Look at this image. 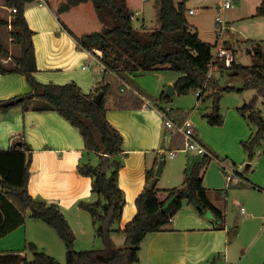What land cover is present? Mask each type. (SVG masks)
Here are the masks:
<instances>
[{
  "label": "trees",
  "instance_id": "obj_1",
  "mask_svg": "<svg viewBox=\"0 0 264 264\" xmlns=\"http://www.w3.org/2000/svg\"><path fill=\"white\" fill-rule=\"evenodd\" d=\"M34 0H4L7 8H14L10 23L0 18V25L11 26V43L20 48L18 56H10L8 49L0 44V59L11 57L12 64L0 61V74H19L24 77L29 92L0 100V113L20 109L24 114L28 104L38 100L33 111H53L76 128L83 139L84 152L96 157V163H79L76 171L91 180V194L97 198L93 202L79 201L77 207L87 212L91 219L95 236L102 241V248L75 250V233L56 204L36 201L29 194L28 182L32 152L23 138L14 141L7 150L0 149V238L25 223L26 218L39 220L50 227L65 248V260L58 262L54 257L40 251L33 243L26 242L23 251L32 253L29 259L20 252L0 253V264H138L142 240L148 234L169 230L172 218L184 205L191 206L199 216L211 215L215 229H225V214L208 199L202 183V174L212 158L204 154L193 157L183 171L182 186L169 189L157 188L156 167L164 155H159L152 167L145 171V183L135 199L136 214L122 229L113 226L120 222L125 195L118 185V175L122 168L123 136L107 120L106 98L110 94L115 109H140L145 96L132 80L140 72L170 70L179 74L173 83L175 93L184 95L190 90L200 89L198 98L210 100L208 111L201 118L210 126H222L224 116L220 111L223 92L241 91L253 88L262 97L264 105V41H253L247 50L253 58L250 66H243L233 58L234 50L226 42L223 48L230 51L231 61L218 60L217 71L240 75L243 87H221L212 74L207 77L208 64L216 44L199 38L191 30L187 20L188 0H158V27L139 31L133 27V12L127 0H64L59 12L70 7L91 2L97 19L102 24L99 31L76 36L65 27L75 40L76 47L90 52H102L101 62L105 67L102 78L93 91L84 94L74 83L63 85L38 82L33 73L37 70L32 42L33 31L24 16L25 6ZM233 4L238 0H230ZM255 17L264 16V0L255 9ZM216 25V24H215ZM252 42V41H247ZM113 80V81H112ZM121 83H120V82ZM116 82V84H113ZM102 93L99 103L93 97ZM237 107V113L253 125L255 130L249 138L241 142L247 156L252 158L256 146L264 144V116L256 108V97ZM170 96L162 92L152 102H170ZM178 120L185 119V113L178 111ZM172 115V114H171ZM173 148H179L176 138L171 140ZM174 149V150H175ZM169 152V151H168ZM160 192L165 194L159 199ZM28 213V215H27ZM112 233L124 235V245L116 247Z\"/></svg>",
  "mask_w": 264,
  "mask_h": 264
},
{
  "label": "crops",
  "instance_id": "obj_2",
  "mask_svg": "<svg viewBox=\"0 0 264 264\" xmlns=\"http://www.w3.org/2000/svg\"><path fill=\"white\" fill-rule=\"evenodd\" d=\"M63 1H33L25 6L24 16L29 28L33 31L32 42L37 68L33 75L42 84L63 85L68 82H74L84 94H89L93 91L95 76L92 69H83L82 67L89 66L92 63L91 56L87 51L76 47L75 40L65 27L76 36L87 33L86 31L76 32L69 20L70 12L76 9L82 10L84 6H86L91 15V24L98 29L94 31H99L102 28V24L99 20L96 21L94 19L90 8L92 6L91 2L70 7L65 12H59L58 6ZM129 1L127 0V6L133 12V21L135 16L140 11H143L144 3L142 1L141 4H136L133 8L129 5ZM177 1L175 0V2ZM260 1L238 0L235 7L227 9L222 6L221 0H188V3L186 2V16L196 15L194 7L211 8L218 4V11L233 9L229 14L232 15L234 20L244 19L253 15ZM191 10L193 13L190 14L189 11ZM217 17L220 16H216L215 21ZM97 22L100 24L99 28ZM189 24L191 30L196 32L199 38L205 42L217 45L219 40L222 42L223 33L220 37L216 36V39L210 41L200 35L197 24L190 22ZM16 50L18 52L16 56H18L20 48L17 46ZM9 53L13 57L11 51ZM11 57L1 58L0 61L6 64L8 61H12ZM224 73H227V71L220 73L221 76ZM142 74H146V72H140L132 78L145 87L146 85L143 84L141 79ZM178 76L175 80H167L166 85H173ZM163 86L158 85L154 89H149L146 86L148 90L147 88L145 89L151 91L150 93L153 95H160L165 88ZM29 90L30 88L27 86L23 76L19 74L3 76L0 74V100L25 94ZM196 97L197 103L195 107L192 108L191 112L185 113V118H188L194 129L200 132L203 143L210 145L222 156H232L233 158V154L239 156L240 150L237 144L247 139L251 134V130L245 124L243 118L229 108L224 114L225 119L222 126L209 127L200 119L201 111L199 112L198 108L201 101L199 102L200 99L197 95ZM36 102L38 100L31 101L27 105V112L24 114L20 109H12L9 115H6L13 118L14 122L10 126L4 122L0 123V144H6L5 150H7L11 147V143L19 138H23L26 141L32 152L28 182L29 194L36 201H43L47 204H56L58 206L74 231L76 242L77 230L75 229L80 228L88 232V226L92 227V222L89 223L88 220L84 222V215L81 209L77 207V203L79 201H95L93 200L95 195L90 192V178L79 175L76 171V166L79 163L88 161L95 164L96 158L94 155L84 152L83 139L78 130L56 112L33 111L32 107L36 105ZM158 109L161 108L158 106L125 110L107 108V120L123 136L124 155L121 158L123 166L119 171L118 185L124 192L125 206L122 210L118 229H122L135 216L136 207L134 202L143 189L145 171L152 167L155 158L162 151L158 150L162 136L166 142L167 135L163 130ZM185 110H189V108ZM174 118L178 119L177 115ZM210 130L216 131L217 135L209 134ZM19 131H22V135H18ZM13 138L14 140H11ZM156 153L157 156H155ZM149 165L151 166L149 167ZM179 166L180 163H177V167ZM166 169H169V167L164 163L162 175ZM184 169L185 165H181V168L173 171V174L169 171L168 180L173 179L175 182L179 181V183H182L184 180ZM206 171L207 167L202 174V183L206 189L207 197L216 208L226 211V200L223 201L220 195H216L211 190L223 186L222 175L217 173L216 184L209 185ZM242 177L249 182L250 188L258 196V200L256 201L251 195H248L250 198L240 204V215L243 219L250 221L264 219V210H262L260 205V202H262L261 192L263 194L264 190V158L258 160L257 170L253 174L247 176L248 178ZM215 201H222L223 207L220 208ZM40 222L39 220L26 218L25 223L21 225L23 226L24 244L26 242L33 243L40 251H46L45 253L50 256L54 257L53 253H57V259H60L59 253L62 252V242L54 231H52L54 233L50 231L52 230L50 227L42 222L44 226H47L43 227ZM168 228L169 230L145 236L140 244L138 264H233L229 259L232 255V250L236 248L235 246H237V250L239 248V251L245 253V258L246 254H250L249 249L251 247L247 248L245 245L239 244L237 233L230 235L231 232L227 224L225 229H215L211 215L199 216L189 205L182 207L172 218ZM17 229L0 238L2 240L0 242L3 244L2 247L0 244V252H20L28 257L26 252H21V249L19 250L14 246V241H20V231H16ZM229 237L233 238L231 243L229 242ZM253 241L252 239L251 243L254 244L256 240ZM41 247L44 250H41ZM244 260L241 264H243Z\"/></svg>",
  "mask_w": 264,
  "mask_h": 264
},
{
  "label": "rangeland",
  "instance_id": "obj_3",
  "mask_svg": "<svg viewBox=\"0 0 264 264\" xmlns=\"http://www.w3.org/2000/svg\"><path fill=\"white\" fill-rule=\"evenodd\" d=\"M142 1L144 3L143 11H140V13L136 15L135 18L133 19L132 21L133 27L139 31H142L144 29L151 30V29L158 27L159 25V22L157 20L158 8H159L158 0H130L129 5L134 8L136 4H141ZM224 2L225 0H221L222 6ZM0 5H4V0H0ZM217 5L218 4L214 5L211 8L194 7L196 11V15H187L189 22L197 24L199 26L198 30L200 32V35L203 36L204 38H208L207 40L212 41L216 39V34L214 32L216 28L215 18L216 16H220L222 21L225 24V30L223 31V34H222V42H226L228 45L232 46V49L234 50L233 58L237 63L243 66H250L253 63V58L249 54H247V50L251 49L253 45V41L255 42L264 41V16L255 17L254 16L255 12H254L251 17L234 20L232 15L229 14L233 11V9L225 10V11L223 10L218 11ZM236 5L237 3L235 2L234 4L232 3V6L234 7ZM90 8L93 13L94 19L98 21L96 14L94 12V9L92 10V6H90ZM0 18L1 19L6 18L5 10L0 9ZM91 19H92L91 15L89 11L86 9V6H84L82 10L76 9L69 13V20L76 32H82V31L93 32L94 30H98L97 27L95 28L91 24L92 23ZM97 24L99 28L100 26L99 22H97ZM11 31L12 29H9L7 26L0 25V44H2L4 48L8 49V51H11V55L16 56L18 54L16 50L17 46L11 43V39H10ZM247 41H252V42H247ZM222 44L224 45V43ZM222 44L220 42L218 46L220 45L222 46ZM215 48H213L212 50L213 52L215 51ZM11 64L12 62L8 61L5 65H11ZM92 71H93V75L95 76V84H94L95 86L97 82L101 80L102 74L97 73L94 70ZM211 74L215 78V80H217L218 85L221 87L233 86L238 89L243 87V78L240 75L230 76L229 73L227 72L221 76L220 72L217 71V69L213 70ZM10 75H13V74H10ZM178 75L179 74L177 72L170 71V70H157V71L146 72V74H142L141 79L143 81V84H145L149 89L150 88L154 89V87L158 85L163 86V84H165L163 86L165 87L163 92H166L167 87L169 86V85H166V81L175 80V78ZM133 81L136 83V85L142 90L143 94L145 95L143 96L144 100L148 101V103L151 106H155V107L158 106L161 109H164L165 107L171 109L170 115L172 114V116H176V113L179 114L178 111H183L184 113L188 111L191 112L192 108L195 107L197 103V97L195 94L200 92V89H198L196 91L190 90L184 95L173 94L170 96V100H169L170 102L162 101V102L156 103L155 105V103L152 102V98H157L159 94L153 95L150 93L151 91H147L148 88L146 86L143 87L137 81L135 80ZM113 84H116V82H114ZM145 88H147V90ZM256 93L257 91L253 88H247V89H243L241 91H235V92H223L221 95V99H220L221 113L224 116L225 112L229 108L232 109V111H235V113H237L236 108L241 106L243 103L245 102L247 103L248 101L253 99V97L257 95ZM255 101H256V108L260 111L261 115L264 116V105H263L262 97L257 95ZM210 103H211L210 100H206L204 102L201 101V104L198 108V111L199 112L201 111L200 112L201 120H203L201 118V114L208 111ZM38 104L39 102H36V105ZM201 105L203 106V108H207V109L204 110ZM106 106L107 108H114V101L110 94L107 95ZM188 108L189 110H185ZM9 113L10 111L5 114L0 113V123L4 122L6 123V125L10 126L14 122L13 118L6 116V115H9ZM224 119H225V116H224ZM1 120H6V121H1ZM203 121L209 127H220V126H210L207 124L205 120ZM243 121L249 127L251 132L255 130V127L247 123L246 120H244V118H243ZM162 126H163V121H162ZM163 130L166 132L167 137H166L164 149L159 153V155H164L166 166L169 167V169H166L163 175L161 171L160 176L157 177L158 179L157 188H162V189L168 188L169 189L173 187L182 186V183H179V181L175 182L173 179L168 180L169 171L173 174V171L177 170L178 168H181V165H185L186 167L193 157L200 156V155L182 151L181 150L183 146L182 139L176 138L175 145L176 144L180 145L179 148H176L179 150V152L177 153L176 157L169 158L168 151H172L175 148H173L174 144H172L171 142L172 137L170 136V133L166 131L165 129ZM196 133H197L198 139L201 141L204 147L208 151H210L212 155L215 157V158H212L211 161L206 166L207 167L206 175H207L209 185L216 184L217 173H220L222 175L223 186L218 187L217 189H211V190L216 195H220L221 198H223V201L226 200V203H225L226 211L224 209L222 211L225 214V223L230 229V232H231L230 235L237 233L239 244L245 245L247 248L251 247L249 249L250 254L249 255L246 254L247 256L245 258V255H244L245 253L239 251V248L237 250V246H235L236 248L232 250V255L230 256V259H229L230 262H232L233 264H241L243 259H245L243 264H264V219H255L253 221H250L247 219H243V217L239 213L240 206H241L240 204L244 203L243 201L246 200L247 198H250L248 195H251L256 201L258 200L257 194L254 192L252 188H250L251 185L249 186V182H247V180L243 178L242 176H245L246 178H248L247 176L253 174L257 170L258 160L264 158V144L260 143L258 146H256L253 157L249 158L247 156V153L244 152L241 146V142L247 140L249 138L248 137L247 139L242 140L237 144L240 150V154L239 156H236L233 154L234 156L233 158L232 156L220 155L210 145H206L205 143H203L200 137V132L196 130ZM216 133L217 132L214 130L209 131V134L211 135H217ZM162 139H163V136H162ZM162 139H161V142H162ZM11 140H14V138ZM161 142L159 143L158 150H160ZM13 143L14 142L11 143V146L13 145ZM0 149L5 150L6 144H0ZM155 156H157V153L155 154ZM177 163H180L179 167H177ZM246 165H249V167L247 168ZM150 166L151 165H149V167ZM221 166L232 167L237 177L242 182L227 184V181H226L225 175L223 174ZM224 194L226 195L223 196ZM261 195H262V202H260V205H261L262 210H264V195L262 194V192H261ZM164 196L165 194L163 192H160L158 195L159 199H162ZM96 198L97 197L95 196L93 200H96ZM215 202L216 204H219L220 208L223 207V204L221 203L222 201L221 202L215 201ZM81 212L84 215L83 216L84 222H86L87 220L89 221V223L92 222V219L87 212H84L82 210ZM40 224L43 225V227H47V226H44L42 222H40ZM118 225L119 223L115 224L113 228L118 229ZM19 227L20 228L17 227L18 229L16 228L17 229L16 231H20V241L19 240L14 241L15 242L14 246L15 248L19 250L21 249V252H26L28 254V258L31 259L32 253L29 251H23V245H24L23 226H19ZM92 227L88 226V229H89L88 232H85L84 230H81L80 228L75 229L77 230L76 231L77 240L75 242L76 243L75 250L80 251V250H90V249L102 248V241L101 239L95 236L94 229ZM50 231L52 232L53 230H50ZM111 239L116 247H122L124 245V235L121 233H112ZM232 239L231 237H229L230 243ZM252 239L254 241L256 240L254 244L251 243ZM252 244L253 246H251ZM2 245L3 244H1V247ZM61 247H62L61 248L62 252L59 253L60 259H57V256H58L57 253H53V254H54V257L56 256L55 258L58 262L63 263L65 260V248L62 243H61ZM42 249L43 248L41 247V250Z\"/></svg>",
  "mask_w": 264,
  "mask_h": 264
},
{
  "label": "built area",
  "instance_id": "obj_4",
  "mask_svg": "<svg viewBox=\"0 0 264 264\" xmlns=\"http://www.w3.org/2000/svg\"><path fill=\"white\" fill-rule=\"evenodd\" d=\"M34 1H42V0H34ZM224 8H232V2L230 0H225L223 4ZM0 9L6 11V20L8 23L11 22L12 20V14L16 11L14 8H7L5 5H0ZM189 13H193V11H189ZM215 33L217 37H220L223 31L225 30V24L221 20V17H217L215 21ZM9 29H11L10 24L7 25ZM221 41L219 40L218 43ZM222 44V42H221ZM216 47V48H215ZM215 51H212V58L208 64V72H207V77H209L212 73L213 70L217 69V61L225 58V64L229 65L231 61V53L230 51L226 50L223 48V46H218L216 44L215 46ZM87 53L91 56L92 63L89 66H84L82 67L83 69H91L94 70L97 73H103L105 70L104 65L101 62V57H102V52L96 49H92L90 52L87 51ZM200 92L196 93L197 96H199ZM144 101L143 107H150L151 105L148 103V101ZM162 121H163V126L166 131L170 133L171 137L175 138H181L182 139V151L187 152V153H194L196 155H204L207 154L209 155V152L207 149L204 147V145L201 143V141L198 139L196 130L194 129L191 121L188 118H185L184 120H178L175 119L174 116L170 115L171 109L165 107L164 109H158L157 110ZM18 135H22L21 131L19 132ZM179 152L178 149L172 150L168 152L169 158H173L177 155ZM223 174L225 175L227 184L231 183H239L242 182L236 175L235 171L233 170L232 167H225L221 166ZM229 168V169H228ZM263 195H264V190H263Z\"/></svg>",
  "mask_w": 264,
  "mask_h": 264
},
{
  "label": "water",
  "instance_id": "obj_5",
  "mask_svg": "<svg viewBox=\"0 0 264 264\" xmlns=\"http://www.w3.org/2000/svg\"><path fill=\"white\" fill-rule=\"evenodd\" d=\"M165 94L167 96H171V95L175 94V90H174V88H173L172 85H169L167 87V90H166ZM101 98H102V93H98L97 95H95L93 97L92 100H93L94 103L97 104V103H99V101H100ZM164 145H165V138L163 137L162 142L160 144V150H163L164 149ZM246 167L248 168L249 165H246ZM162 168H163V161H162V159H160L159 162H158V165L156 167V172H155V176L156 177H159L160 176L161 171H162ZM0 184H1V179H0Z\"/></svg>",
  "mask_w": 264,
  "mask_h": 264
},
{
  "label": "bare ground",
  "instance_id": "obj_6",
  "mask_svg": "<svg viewBox=\"0 0 264 264\" xmlns=\"http://www.w3.org/2000/svg\"><path fill=\"white\" fill-rule=\"evenodd\" d=\"M213 44V43H212Z\"/></svg>",
  "mask_w": 264,
  "mask_h": 264
}]
</instances>
